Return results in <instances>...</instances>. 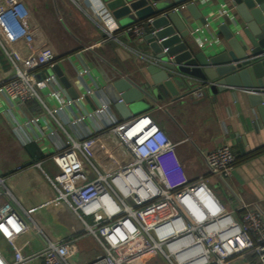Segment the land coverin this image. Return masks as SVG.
<instances>
[{"label": "crops", "instance_id": "1", "mask_svg": "<svg viewBox=\"0 0 264 264\" xmlns=\"http://www.w3.org/2000/svg\"><path fill=\"white\" fill-rule=\"evenodd\" d=\"M96 1L18 0L21 17L29 27L22 49L33 55L39 48L49 46L53 51V66H59L69 85L68 90L52 67L55 78L40 91L43 102L50 110L56 106L49 95L50 89L57 90L64 100L83 95L79 102L51 113L37 100L20 104L0 93V178L18 206L31 211V228L17 239L24 255L41 250L48 241L68 238L75 241L76 259L80 241L82 249L91 251V257L81 264L102 253L98 242L83 231L68 205L56 199L50 182L58 172L51 156L63 146L67 135L78 139L92 133L96 144L89 154L96 164L106 167L105 171L116 168L124 160L122 147L106 131V127L124 119L110 103L104 87L119 76L138 84L145 81L140 55L147 51L146 46L124 33L128 24L117 22L120 29L116 39L104 40V19ZM196 2L208 23L193 21L184 12V22L192 33L188 40L195 50L209 49L217 43L213 21L224 18L222 11L228 9L229 0ZM84 69L86 72L82 73ZM47 70L42 68L43 73ZM11 74V66L0 48V83ZM148 103L149 107L132 109L131 116L145 113L166 132L176 144L177 157L189 176L202 175L199 151L229 144L236 156L230 175L223 180L209 177L208 185L225 209L235 216L257 207L264 217V130L254 121L244 90L227 89L215 95L192 94L173 102L167 99L157 103L148 100ZM103 106L101 112H94ZM83 113L92 116L71 123ZM30 143L41 151V158L33 159L32 151L26 148ZM5 202L11 200L1 196L0 205ZM0 252L7 260L12 257L9 242L1 236ZM227 264L258 262L256 255L247 250L231 257Z\"/></svg>", "mask_w": 264, "mask_h": 264}, {"label": "built area", "instance_id": "2", "mask_svg": "<svg viewBox=\"0 0 264 264\" xmlns=\"http://www.w3.org/2000/svg\"><path fill=\"white\" fill-rule=\"evenodd\" d=\"M97 3L104 19L103 39H116L120 28ZM226 13L223 9L222 14ZM28 29L18 0H0V48L12 69L8 79L0 83V93L20 104L37 100L51 113L79 102L83 95L64 100L54 89L49 95L56 106L50 110L43 102L40 91L55 78L53 51L44 46L28 55L22 49ZM124 33L141 43L144 24L129 26ZM42 68L48 70L43 73ZM194 95L201 97L202 91ZM90 116L92 113L80 114L71 123ZM106 131L125 153L124 160L112 170L100 169L91 158L89 149L96 144L92 133L78 139L67 135L63 146L51 156L58 167L50 180L56 199L68 205L83 231L102 249L83 264H144L157 255L167 264H227L231 257L247 250L256 255L258 264H264L260 209L250 207L235 216L208 185L209 177L223 180L230 175L236 156L229 144L199 151L203 172L191 177L177 157L176 144L149 115H135L109 125ZM1 196L16 206L11 202L0 205V236L12 250L9 260L0 252V264H75L72 238L48 241L41 250L24 255L17 239L31 228V211L18 206L0 178Z\"/></svg>", "mask_w": 264, "mask_h": 264}, {"label": "water", "instance_id": "3", "mask_svg": "<svg viewBox=\"0 0 264 264\" xmlns=\"http://www.w3.org/2000/svg\"><path fill=\"white\" fill-rule=\"evenodd\" d=\"M196 1L98 0L111 19L128 24L126 28L146 26L142 43L147 51L140 55L145 81L114 79L104 87L110 103L127 120L135 107H149L148 100L173 102L198 90L205 96L241 89L254 121L264 130V0H229L224 18L211 25L217 43L198 50L189 43L192 33L183 19L187 12L191 20L208 23ZM53 72L69 90L59 66L54 65Z\"/></svg>", "mask_w": 264, "mask_h": 264}, {"label": "rangeland", "instance_id": "4", "mask_svg": "<svg viewBox=\"0 0 264 264\" xmlns=\"http://www.w3.org/2000/svg\"><path fill=\"white\" fill-rule=\"evenodd\" d=\"M100 168H102L103 170H107L106 167H102L101 164L99 165ZM107 166V165H105ZM213 191V190H212ZM81 223V222H80ZM82 225V223H81ZM82 228H83V225H82ZM88 234V233H87ZM81 241H80V244H79V250H78V257L77 259L75 258L76 260V264H81L85 259L91 257V251L89 252L88 250H85V249H82L81 247ZM91 261V260H90ZM88 262V261H87ZM34 264V263H32ZM144 264H167L164 259H162L161 256L157 255V256H152L150 257L147 261H145Z\"/></svg>", "mask_w": 264, "mask_h": 264}, {"label": "trees", "instance_id": "5", "mask_svg": "<svg viewBox=\"0 0 264 264\" xmlns=\"http://www.w3.org/2000/svg\"><path fill=\"white\" fill-rule=\"evenodd\" d=\"M144 28L146 29V26L144 25ZM27 149H30L32 151V156H33V159H39L42 157V153L41 151L38 149V147L35 145V144H28Z\"/></svg>", "mask_w": 264, "mask_h": 264}]
</instances>
